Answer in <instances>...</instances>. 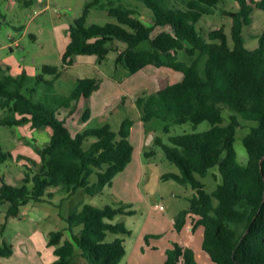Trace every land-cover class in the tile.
Returning a JSON list of instances; mask_svg holds the SVG:
<instances>
[{"label": "trees", "instance_id": "trees-1", "mask_svg": "<svg viewBox=\"0 0 264 264\" xmlns=\"http://www.w3.org/2000/svg\"><path fill=\"white\" fill-rule=\"evenodd\" d=\"M138 1L151 9V22L122 0L88 2L71 25L63 62L71 66L78 62L79 55L94 54L102 63L115 51L116 63H124L133 73L148 65L178 73L176 79L158 76L155 91H144L136 98L140 111L137 117L144 122L145 131L155 132V142L181 169V173L170 172L164 177L191 184L196 190L189 209L175 218V227L182 230L189 219L193 232L203 226L201 248L217 264H264V34L256 47L248 46L244 35L245 25L253 23L254 9H264V0H236L238 9L222 8L233 19V44L223 27L207 35L197 27L203 16L215 13L222 0ZM97 4L107 7L116 21L87 25L91 8ZM0 69L4 70L1 64ZM43 71L37 81H45L53 89L62 71L51 64L44 65ZM47 73L53 78L47 80ZM28 80L26 72L0 76V107L10 112L1 117V123L30 124L37 129L47 128L50 134L42 147H36L40 161L33 162L35 168L25 171L18 185L2 180L0 202L8 203V217L21 218L22 206L30 201H49L50 187L62 186L68 192L84 187L91 195L102 194L132 161L135 150L131 140L135 121L131 117L123 120L118 131L106 123L74 135L62 116L67 109L75 112L81 99L89 101L100 84L96 78H79L58 105L48 98H35L34 89L29 90L31 95L24 93ZM226 107L237 113L224 123ZM90 115L88 105L83 118ZM240 116L260 122L244 137L247 165L236 159ZM205 120L212 124L209 129L171 135L169 143L156 133L160 126L169 132L173 124L190 121L196 126ZM91 136L96 140L86 148L84 142ZM0 152V160L11 156L10 152ZM215 165L223 180L209 193L196 174L205 176ZM94 173L97 181L91 183ZM131 206L124 201L119 206L85 203L81 211L66 216L68 227L50 232L48 244L55 246L58 256L54 264H76V255L85 258L87 264H120L127 253L126 239L109 238V234H131L125 222H112L118 214L134 213ZM4 230L5 223L0 224V231ZM67 230L70 236L65 238ZM159 235L146 234L145 244L149 246L150 237ZM13 252L12 243L4 240L0 244L1 256ZM166 254L164 262L142 264H198L193 245L177 241L166 249Z\"/></svg>", "mask_w": 264, "mask_h": 264}, {"label": "rangeland", "instance_id": "rangeland-1", "mask_svg": "<svg viewBox=\"0 0 264 264\" xmlns=\"http://www.w3.org/2000/svg\"><path fill=\"white\" fill-rule=\"evenodd\" d=\"M90 1L92 0H0V64L4 68L0 69V76L8 72H26L29 80L23 92L31 95L29 90L34 89L35 98H48L56 105L72 92L79 78H96L100 84L89 101L81 99L75 112L67 109L62 112V116L67 118V125L74 135L106 123L118 131L123 120L131 117L135 121L131 130V140L135 146L133 159L117 174L113 185L107 186L102 194L91 195L84 187L78 188L76 192H68L62 186L50 187L47 190L49 201H30L23 205L21 218L8 217V203L0 202V224L5 223V230L0 231V244L6 240L14 245L13 254L0 257V264H54L58 257L55 246L47 243L52 230L68 227L66 216L81 211L85 203L119 206L121 201L131 203L135 212L118 214L112 220L125 222L131 230V234H109V238L120 236L126 239L127 253L120 264L164 262L167 257L166 249L173 247L177 241L195 247L198 264H217L201 248L203 226L193 232L189 219L182 230L175 227V218L183 210L189 209L196 190L191 184L181 183L173 177H164V174L170 172L181 173V169L168 159L163 146L155 142V132L149 137L144 122L137 117L140 113L136 103L137 96L144 91L154 92L158 76L167 75L176 79L178 73L155 65H148L133 73L124 63H116L115 51H111L102 63L94 54L79 55L78 62L71 66L63 62V53L70 41L71 25L83 14ZM122 1L136 8L144 20L152 21V11L142 1ZM222 8L236 10L238 4L236 0H222L215 13L203 16L197 27L205 35L212 29L223 27L233 44V19L224 14ZM252 17L253 23L245 25L244 35L248 46L256 47L259 45L260 35L264 34V9L255 8ZM108 21L116 19L108 14L107 7L102 4L92 6L87 25L104 24ZM46 64L56 65L62 71V75L55 80L53 89H49L45 81H37L38 76L44 73L43 67ZM44 76L47 80L53 78L50 73ZM88 105L91 115L85 119L83 116ZM60 110L63 111V108ZM9 113L8 109L0 107V119ZM232 113L237 112L229 107L224 108V123L228 122ZM240 118L242 125L237 129L235 140L236 159L239 164L247 165L249 154L244 145V137L260 122L242 116ZM211 126L208 120L196 126L188 121L173 124L169 132H165L164 127L160 126L156 133L164 142L169 143L171 135L201 132ZM47 130L33 128L30 124L11 126L0 120V151L11 153L5 160H0V187L2 180L18 185V178L23 177L29 168H35L33 162L40 161L36 147H42L47 141L50 134ZM95 140L94 136L88 137L84 146L88 148ZM148 151L154 153L146 155ZM196 176L205 184L209 193L223 180L218 165L211 167L207 175ZM96 181L97 175L94 173L91 183ZM213 202L215 205L218 203L215 197ZM146 234L160 235L151 236L148 246L145 244ZM69 236L67 230L65 238ZM25 244L30 245V248ZM75 262L87 264V260L80 255H76Z\"/></svg>", "mask_w": 264, "mask_h": 264}, {"label": "crops", "instance_id": "crops-1", "mask_svg": "<svg viewBox=\"0 0 264 264\" xmlns=\"http://www.w3.org/2000/svg\"><path fill=\"white\" fill-rule=\"evenodd\" d=\"M47 131H48V130H47ZM49 133H50V131H49ZM21 178H22V177H21ZM21 178H18V180L21 179ZM37 217H40V216H37ZM44 237H45V240H46V239H47L46 234H45ZM47 244H48V243H47ZM34 245H35V244H34ZM25 246L28 247V248H30V245L25 244ZM0 257H6V256H1V255H0Z\"/></svg>", "mask_w": 264, "mask_h": 264}, {"label": "water", "instance_id": "water-1", "mask_svg": "<svg viewBox=\"0 0 264 264\" xmlns=\"http://www.w3.org/2000/svg\"><path fill=\"white\" fill-rule=\"evenodd\" d=\"M153 133H154V131H153V130H150V131H149V137L152 136Z\"/></svg>", "mask_w": 264, "mask_h": 264}]
</instances>
